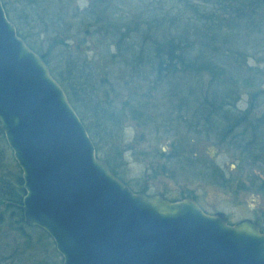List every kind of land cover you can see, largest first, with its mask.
Wrapping results in <instances>:
<instances>
[{
    "label": "water",
    "instance_id": "1",
    "mask_svg": "<svg viewBox=\"0 0 264 264\" xmlns=\"http://www.w3.org/2000/svg\"><path fill=\"white\" fill-rule=\"evenodd\" d=\"M62 89L0 0V131L21 170L23 222L51 237L62 264H264L255 224L133 192L96 155Z\"/></svg>",
    "mask_w": 264,
    "mask_h": 264
},
{
    "label": "rangeland",
    "instance_id": "2",
    "mask_svg": "<svg viewBox=\"0 0 264 264\" xmlns=\"http://www.w3.org/2000/svg\"><path fill=\"white\" fill-rule=\"evenodd\" d=\"M4 1L10 9L9 20L15 27L20 26L13 18L20 13V6L16 4L17 0ZM90 1L70 0L69 8L63 12L70 14L75 9L85 11L89 7ZM110 1L112 6L120 2L126 15L123 21L125 23L129 17L131 19L129 21L141 18L142 21L146 9H151L160 17H167L168 24L164 27L165 36L168 38L182 36L184 41H188L194 47L190 55L192 58L202 57L198 60L214 61L222 70L219 81H212L207 72H186L179 65H176V70L173 73H167L165 79L162 78L157 83L154 80L155 73L151 65H136V70L131 68L133 74H130L129 70L126 73L120 71L119 66L113 62L107 66L99 56L107 44L104 42L106 40L93 34L90 36L81 33V28H78L79 31H75L78 21L67 15L66 22L72 23L75 27L72 32L57 36L63 41L67 37L63 44L65 46H60L54 33L45 34L49 35L46 37L40 33V27L27 28L25 25V29H23L22 23L21 26L27 41L47 55L51 51L50 58H53L54 61L58 60L60 50H64V52L69 50L73 51V54L78 52L80 57H86L96 62L98 69H102L100 77H105L107 81V83H100L102 86L99 88L102 90L97 91L101 101L111 97L121 101L129 99L130 110L132 108L139 109V111H143L142 115L146 114L149 117L137 120L134 117L136 114L132 112V115L130 114L132 117L128 115L125 118L121 128L112 133L109 141L98 139L94 132L99 148L97 154L102 158H107L114 169L123 174L124 179L130 182L131 186L138 189L148 184L150 193H160L172 199L178 196L179 189L186 182L189 187L200 184L205 197L209 200L220 197V191L213 188L212 173L204 166L206 161L212 162L209 160V156L213 153L215 143L209 137L210 132L208 136L204 132L200 136L192 134L194 126L191 125H193L192 121L199 119V111L202 110L204 119L205 113L207 111L210 113V109L215 108L220 99L227 98L231 91L246 88L250 83L253 86L259 82L264 85V6L253 13L254 16L250 21L244 23L239 21L237 29L241 32L240 41L236 42L237 46L233 45L237 49H230L223 44L224 41L212 44V41L206 36V27L209 26L207 24L209 21L206 18L204 21L197 20L199 13L192 6V8L187 5L185 7L173 0ZM55 4L56 0L53 1V6ZM193 4L202 14L218 7L217 4L215 6L213 3H205L202 0H196ZM51 9L57 11L59 6ZM204 17H213V15L205 14ZM170 21H173L174 25ZM29 24L33 26L34 22ZM49 32L67 31L49 28ZM62 47L63 49H61ZM213 47L218 50L217 55L214 53ZM111 49L110 51H115V48ZM153 84L156 89H152V91L150 87ZM140 102H143L142 106H138ZM209 116L207 119H211ZM208 128L210 129V127ZM199 129L206 132L207 127L202 126ZM196 137L199 138L195 140ZM169 145H173V149H170ZM6 146L0 138V158H4L2 163H10L12 157L11 150ZM169 152L174 154V160L171 159V156L169 157ZM195 152L203 153L202 157L200 158L198 155L195 158ZM168 159L170 161L167 164ZM218 159L220 163L226 161V167H229L233 162L230 153H224ZM185 160L187 162H184ZM196 160L200 163L198 168L200 169L199 174H201L197 178L193 174L191 176L189 172L185 173L182 168V164L189 165V162ZM218 161L215 162L219 163ZM228 203V200H225L219 205L226 209ZM61 260L52 239L41 235L37 228L19 227L14 223L10 210L5 207L0 218V264H18V262L19 264H57Z\"/></svg>",
    "mask_w": 264,
    "mask_h": 264
},
{
    "label": "trees",
    "instance_id": "3",
    "mask_svg": "<svg viewBox=\"0 0 264 264\" xmlns=\"http://www.w3.org/2000/svg\"><path fill=\"white\" fill-rule=\"evenodd\" d=\"M53 1L17 0L16 4L20 6V13L13 18L20 26L17 25L16 31L26 44L35 53L40 55L42 60L48 65L52 77L63 88L62 90L65 91L68 100L80 120H82L97 153L99 148L95 141L97 139L94 136V132H96L98 139L109 141L112 133L121 128L125 118L128 115L130 116V114L132 115V112L136 114L134 117L137 120H144L146 117L147 119L149 117L146 114L142 115L141 112L143 111H139V109L131 107L132 109L130 110L129 99L121 101L111 97L101 101L97 91L102 90L99 88L102 86H100V83H107V81L105 77H100L102 69L100 68L101 71L98 69L97 63L86 57H80L81 55L78 52H74L73 54V51L69 50L65 52L64 50H60L58 60H52L53 58H50L51 51L47 55L44 51L40 52L35 45L27 41L26 34L23 32L25 25H27V28L40 27L39 31L44 35L54 33L60 46H65L63 44L67 40V37L63 41L57 36L59 34L65 35L69 31L72 32L74 30L75 26L65 20L66 15L73 17L78 21L76 24L77 30L75 29V31H79L78 28H81V33L90 36L93 34L106 40L104 42L107 44L99 54L101 59L104 60L105 65L109 66L113 62L119 66L120 71L126 73L129 70L130 74H133L131 68L136 70L138 65H151L155 73L154 80L156 83L160 82L162 78L165 79L167 73H173L176 70V65L181 66L186 72H207L212 81H219L222 75L221 68L214 61H199L198 59H202V57L192 58L190 55L194 47L188 41H184L182 36L176 38L166 37L164 27L168 24L167 17H160V15H157L151 9H146L145 17L142 21V18L129 21L131 20L129 17L127 23H125L123 21L126 15L120 6V2L112 6L110 0H91L89 7L85 11L75 9L73 13L65 14L63 11L69 8L70 0H56L54 6ZM173 1L181 3L185 7L186 5L189 8L193 7L199 13H196L199 16L197 20L204 21L206 18L209 21L207 23L209 26L206 27V36L212 41V44L224 41L223 44L227 45L230 49H237L236 42L240 41L241 32L237 29L239 21L243 23L250 21L254 16L253 13L264 6V0H202L205 3L218 5V7L216 6L217 8L215 7V9L205 13L206 15H213V17H204L205 14L200 13L198 7L193 4L196 0ZM1 3L9 19V6H6L4 0H1ZM56 6H59V9L53 11L51 8ZM173 21L170 22L173 23ZM30 22H34V25L31 26ZM21 23L24 28L21 26ZM248 27L250 28V24ZM49 28L60 29V31L65 30L67 32H49ZM234 44L236 45L235 47H233ZM111 48H115V51H110L112 50ZM213 50L217 55L218 50L215 47H213ZM197 60L198 62H196ZM150 89H156L154 84ZM142 105L143 102L138 104V106ZM0 138L4 145H7L1 131ZM98 157L106 161L111 171L116 176L118 175V172L107 158H102L99 155ZM3 159L0 158V205L8 202L6 209L10 210L14 223L19 227H25L22 210L19 207L25 194L21 170L13 157H11L10 163H2ZM6 169L10 171H6ZM38 230L41 235L49 237L42 229ZM57 264H61V262Z\"/></svg>",
    "mask_w": 264,
    "mask_h": 264
},
{
    "label": "flooded vegetation",
    "instance_id": "4",
    "mask_svg": "<svg viewBox=\"0 0 264 264\" xmlns=\"http://www.w3.org/2000/svg\"><path fill=\"white\" fill-rule=\"evenodd\" d=\"M228 97L220 99V103L211 108L210 113H205L204 119L202 110L199 111V119L192 121L191 125L194 126L192 134L200 136L204 132L208 136L210 132L209 137L215 143L213 153L209 156L212 162L206 161L204 166L212 173L213 188L220 191V197L209 200L200 184L189 187L185 182L179 189V198L177 196L171 199L167 195L150 193L148 184L136 189L124 179L123 174L118 173V177L134 192L161 195L170 202L189 198L204 213L223 216L230 226L249 221L257 226L259 234L264 235V85L261 82L254 86L250 83L246 88L231 91ZM208 115L211 119H207ZM202 126L207 127L206 132L199 129ZM172 147L173 145H169L170 149H173ZM224 153H230L233 158L229 167H226V161H218L219 156ZM168 154L172 160L175 159L173 153ZM194 154L195 158L198 155L201 158L203 153ZM169 161L170 159L167 164ZM188 164H182L185 173L189 172L191 176L195 175V178L201 175L198 168L200 163L197 160ZM225 200L229 203L226 209H223L219 204Z\"/></svg>",
    "mask_w": 264,
    "mask_h": 264
}]
</instances>
